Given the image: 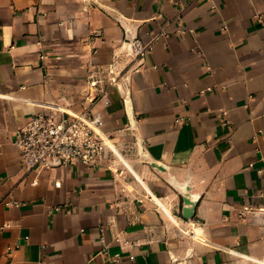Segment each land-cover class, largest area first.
<instances>
[{
    "label": "crops",
    "instance_id": "obj_1",
    "mask_svg": "<svg viewBox=\"0 0 264 264\" xmlns=\"http://www.w3.org/2000/svg\"><path fill=\"white\" fill-rule=\"evenodd\" d=\"M89 91L119 169L26 170L15 131ZM91 259L264 264V0H0V264Z\"/></svg>",
    "mask_w": 264,
    "mask_h": 264
},
{
    "label": "built area",
    "instance_id": "obj_2",
    "mask_svg": "<svg viewBox=\"0 0 264 264\" xmlns=\"http://www.w3.org/2000/svg\"><path fill=\"white\" fill-rule=\"evenodd\" d=\"M263 16V15H260ZM181 31H186L181 29ZM42 43V40H39ZM129 54L139 65L152 47V43L134 38L127 41ZM44 57V55H42ZM96 73L89 76L92 87L96 85ZM112 79L110 85H115ZM98 95L91 91L86 95L87 104L81 111L70 114L63 107L54 106L35 113L21 125L14 135V144L20 150L21 163L26 170L37 167L54 169L61 166L83 164L95 167L119 169L123 163L116 153L111 135L104 130V115L95 110ZM121 170V169H120ZM59 186L60 181L55 183ZM6 205L16 203L4 198ZM56 209H59L57 206ZM107 259L118 261V254L105 252ZM135 260V256H130ZM87 264H94L92 259ZM132 264H136L132 262Z\"/></svg>",
    "mask_w": 264,
    "mask_h": 264
},
{
    "label": "water",
    "instance_id": "obj_3",
    "mask_svg": "<svg viewBox=\"0 0 264 264\" xmlns=\"http://www.w3.org/2000/svg\"><path fill=\"white\" fill-rule=\"evenodd\" d=\"M189 212H190V207H187V208H186V212H185L187 216L190 215Z\"/></svg>",
    "mask_w": 264,
    "mask_h": 264
}]
</instances>
